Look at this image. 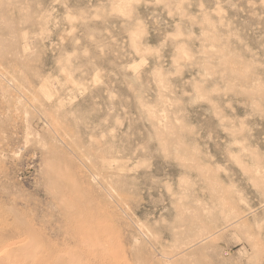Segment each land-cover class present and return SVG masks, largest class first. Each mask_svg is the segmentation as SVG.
Returning <instances> with one entry per match:
<instances>
[{
	"label": "rangeland",
	"instance_id": "374dc122",
	"mask_svg": "<svg viewBox=\"0 0 264 264\" xmlns=\"http://www.w3.org/2000/svg\"><path fill=\"white\" fill-rule=\"evenodd\" d=\"M0 264H264V0H0Z\"/></svg>",
	"mask_w": 264,
	"mask_h": 264
}]
</instances>
